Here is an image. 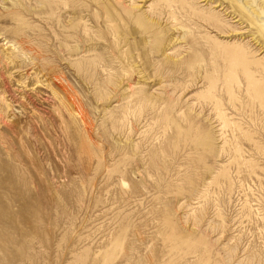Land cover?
I'll return each mask as SVG.
<instances>
[{
  "label": "rangeland",
  "instance_id": "rangeland-1",
  "mask_svg": "<svg viewBox=\"0 0 264 264\" xmlns=\"http://www.w3.org/2000/svg\"><path fill=\"white\" fill-rule=\"evenodd\" d=\"M0 264H264V0H0Z\"/></svg>",
  "mask_w": 264,
  "mask_h": 264
},
{
  "label": "bare ground",
  "instance_id": "bare-ground-1",
  "mask_svg": "<svg viewBox=\"0 0 264 264\" xmlns=\"http://www.w3.org/2000/svg\"><path fill=\"white\" fill-rule=\"evenodd\" d=\"M251 3V2H250ZM215 10V9H214ZM252 10V9H251ZM255 11V10H254ZM263 18V17H262Z\"/></svg>",
  "mask_w": 264,
  "mask_h": 264
}]
</instances>
